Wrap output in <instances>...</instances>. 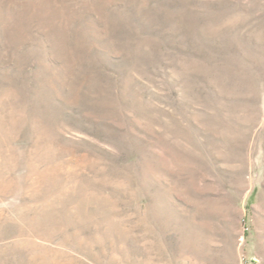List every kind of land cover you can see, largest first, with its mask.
Wrapping results in <instances>:
<instances>
[{"label":"rangeland","instance_id":"rangeland-1","mask_svg":"<svg viewBox=\"0 0 264 264\" xmlns=\"http://www.w3.org/2000/svg\"><path fill=\"white\" fill-rule=\"evenodd\" d=\"M0 264H264V0H0Z\"/></svg>","mask_w":264,"mask_h":264},{"label":"bare ground","instance_id":"bare-ground-1","mask_svg":"<svg viewBox=\"0 0 264 264\" xmlns=\"http://www.w3.org/2000/svg\"><path fill=\"white\" fill-rule=\"evenodd\" d=\"M58 173V172H57ZM48 192V191H47Z\"/></svg>","mask_w":264,"mask_h":264}]
</instances>
